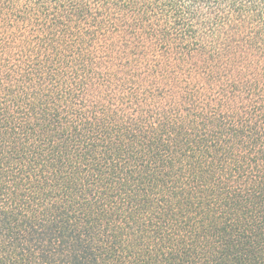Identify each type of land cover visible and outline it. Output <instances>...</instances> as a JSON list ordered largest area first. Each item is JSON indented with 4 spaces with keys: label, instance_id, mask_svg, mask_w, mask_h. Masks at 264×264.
<instances>
[{
    "label": "trees",
    "instance_id": "1",
    "mask_svg": "<svg viewBox=\"0 0 264 264\" xmlns=\"http://www.w3.org/2000/svg\"><path fill=\"white\" fill-rule=\"evenodd\" d=\"M0 264H264V0H0Z\"/></svg>",
    "mask_w": 264,
    "mask_h": 264
}]
</instances>
